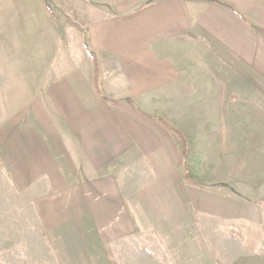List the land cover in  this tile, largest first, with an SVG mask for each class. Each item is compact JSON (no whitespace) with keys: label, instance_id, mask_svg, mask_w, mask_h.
<instances>
[{"label":"crops","instance_id":"1","mask_svg":"<svg viewBox=\"0 0 264 264\" xmlns=\"http://www.w3.org/2000/svg\"><path fill=\"white\" fill-rule=\"evenodd\" d=\"M12 2L13 12H30ZM36 2L37 18L9 22L10 47L25 37L27 45L23 21L40 19L72 59L30 70L22 55L21 68L0 69V171L49 235L78 229L93 255L143 229L171 233L175 202L183 203L181 146L157 118L182 125L188 139L190 125L233 124V92L264 93V0ZM53 3L75 5L84 35Z\"/></svg>","mask_w":264,"mask_h":264},{"label":"rangeland","instance_id":"2","mask_svg":"<svg viewBox=\"0 0 264 264\" xmlns=\"http://www.w3.org/2000/svg\"><path fill=\"white\" fill-rule=\"evenodd\" d=\"M23 1L30 12H13L12 0H0V69L21 68L22 55L29 56L30 70L69 65L72 57L65 56L70 46L52 45L40 19L30 25L23 21L30 50L25 47L27 37L23 47H10L14 41H7L16 34L9 22L23 14L38 17L33 11L36 0ZM51 7L59 19L64 13L84 28L74 4L67 3L63 11L55 3ZM13 83L20 82L15 78ZM169 125L179 132L182 127ZM197 126L184 132L188 155L185 170L179 172L183 203L175 202L172 232L157 235L143 229L136 237L120 240L109 253L93 255L88 237L77 235L78 229L62 228L56 230L61 234L49 235L53 230L38 219L33 203L24 205L21 192L0 171V264H264V93L233 92V124H223L220 130L216 125H206V130Z\"/></svg>","mask_w":264,"mask_h":264},{"label":"trees","instance_id":"3","mask_svg":"<svg viewBox=\"0 0 264 264\" xmlns=\"http://www.w3.org/2000/svg\"><path fill=\"white\" fill-rule=\"evenodd\" d=\"M66 20H67V23L69 24L70 27H72L73 29L79 31L81 34L84 35L85 31H84V29L82 28V26L80 24H78L77 22H75L74 20H72L69 17H66ZM89 58L92 60V63H93V83H94L95 87H97L98 83H99L98 64H97V61H96L95 57L93 56V53H89ZM157 121H159L161 123V125H163V127L167 131H170V132L174 133V135L180 141V144H181V157H182V168H183V170H185V168H186L185 157L187 155V143H186V140H185L184 136L178 130H175L174 128H172L165 121H163V120H161L159 118H157Z\"/></svg>","mask_w":264,"mask_h":264}]
</instances>
